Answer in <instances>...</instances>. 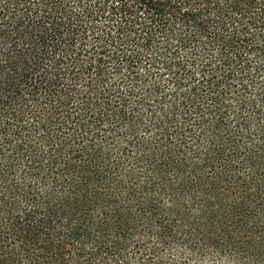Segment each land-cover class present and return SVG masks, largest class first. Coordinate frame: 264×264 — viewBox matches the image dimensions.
Returning <instances> with one entry per match:
<instances>
[{
    "label": "trees",
    "instance_id": "1",
    "mask_svg": "<svg viewBox=\"0 0 264 264\" xmlns=\"http://www.w3.org/2000/svg\"><path fill=\"white\" fill-rule=\"evenodd\" d=\"M0 264H264V0H0Z\"/></svg>",
    "mask_w": 264,
    "mask_h": 264
}]
</instances>
